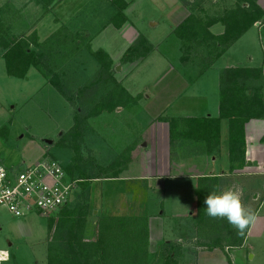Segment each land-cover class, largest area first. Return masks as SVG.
<instances>
[{"label": "crops", "instance_id": "crops-1", "mask_svg": "<svg viewBox=\"0 0 264 264\" xmlns=\"http://www.w3.org/2000/svg\"><path fill=\"white\" fill-rule=\"evenodd\" d=\"M63 1L59 3L60 9ZM75 1L77 4L75 6L74 3L71 4L70 13H63L62 9L57 13L54 32L66 29L71 34L75 31L86 32L87 39L84 40H87L91 49L106 52L115 68L117 67V71H122L128 66L122 81L118 79L117 81L131 96L142 95L135 108L130 106L116 111L112 115L116 117L115 120L109 122L110 124L114 122L112 125L115 128L117 118L129 113V117L132 118L131 123L141 127L140 130H136V136L128 139L126 148L114 152L110 148L108 151L114 154L113 156L98 157L95 145L100 135L92 132L97 126L93 124V130L90 129L87 134L86 144L90 150L88 153L109 171L108 176L95 179L94 186L91 187L89 236L93 238L96 236L94 228L99 214L111 213L106 205L109 203H105L104 199L115 194L111 193L113 189L120 194H118V204H113L114 198L110 199L111 204L117 206L116 210L121 212V216L147 217L151 257L170 258L174 256V249H179V255L187 253L196 257L197 261L194 264H230L228 257L232 261L235 259L230 251L236 248L242 251L245 229H248V226L241 232L226 218L215 217L214 223L223 225L222 236L209 230L213 226L212 221L208 222L209 229L200 230L197 225L200 224L197 221L198 193L199 191L220 193L228 190L239 192L242 206L254 213L253 199L248 193L256 191L252 178H258L255 180L257 184L264 183L262 179L264 178V118L246 122L242 126L243 143L242 141L239 143L235 138L232 144L229 113L221 110L220 77L221 72L226 69H254L249 66L252 65L253 58L249 52L245 53L254 47L252 39H247L244 43V53L231 54V52L252 28L257 29L260 38L264 30V20L262 24L258 23L250 28L217 62L202 70L197 60L186 64L181 62V42L177 37L175 41L172 39L175 36V29L190 15L191 3L195 0H123L127 7L124 10L125 22L122 24L120 20L116 23L112 20L115 14L112 0H102L105 8L103 10L101 8L95 10L91 7L87 9L88 0ZM197 1L201 2L205 10L207 9L205 3L209 0ZM217 1L212 0L215 7ZM135 2H137L136 7L131 10L130 6ZM146 5H151L150 14L143 12V7ZM258 5L264 11V0H258ZM219 13L221 12L212 11L209 15ZM80 16L83 21L86 19L84 23L80 21ZM98 20L100 24L96 23ZM116 24L120 26L117 27ZM223 31L224 27L221 24L210 28V32L217 36ZM65 36L62 35L63 38ZM140 36L146 39L153 51L146 58L135 63L121 64L125 51ZM170 42L174 52L176 49L178 53L179 64L182 66L180 70H176L170 62L168 54ZM148 64L152 65L151 69L154 71L151 75H147L152 86L150 90L147 87L148 83H137L135 82L137 79H133V76ZM184 67H197L198 71L195 69L194 76H191ZM262 70L264 72V69ZM141 72L138 76L145 73V71ZM127 80L131 82L126 87L124 83ZM106 123L105 121L103 124ZM99 127L96 129L97 132L100 130ZM123 152L127 155L120 157ZM235 178H240L241 181L238 182ZM178 181H182L183 184L177 186ZM152 192L173 193L172 198L180 197L182 201L185 200L182 196L184 194L187 197L186 205L193 209L191 217L197 221L196 228H193L192 232L186 229L180 235L176 234L178 238L173 243L165 242L163 233L153 227L154 224H160V217L165 216V213L164 211L158 213L159 211L153 208L149 210L150 205L147 204L152 201L150 198ZM177 204L180 205L178 202ZM110 215L118 214L111 213L108 216ZM197 230L201 232L197 233ZM248 230V234L252 233V238L261 235V232H264V215L255 218ZM154 238L163 241V244L150 245V239ZM8 247H12V243ZM3 254L8 258L0 261V264H13L8 262L14 254L0 246V256Z\"/></svg>", "mask_w": 264, "mask_h": 264}, {"label": "rangeland", "instance_id": "rangeland-1", "mask_svg": "<svg viewBox=\"0 0 264 264\" xmlns=\"http://www.w3.org/2000/svg\"><path fill=\"white\" fill-rule=\"evenodd\" d=\"M61 1L63 0H54L47 8H44L42 5H37L35 0H0V8H6L4 22L8 33L12 36L25 38L31 48L36 51H39L40 48L35 43L41 44L53 38L56 34H65L67 36V42L65 41L64 43V38H60L63 47L59 46L56 47L57 49L54 48L58 52V55L55 52L52 57L49 56L44 59L45 65L43 70L49 68L51 72H58L60 77L66 82L65 84L68 85V88L75 91L81 86L86 85L93 78L99 69V65L85 48L87 43V40H84L87 39L85 31V33L75 31V33L71 34L66 29L54 32L57 13L61 9L63 13H70L69 9L72 8L70 7L71 4L74 3V6L77 4L75 0H64L60 9L59 3ZM234 1L218 0L217 6L215 7L212 0H209L206 1L205 7L211 13L212 11L221 12L224 9L233 7ZM88 3L87 9L90 7L95 10L99 8L102 10L105 9L102 0H88ZM136 3L130 6L131 10H134ZM149 11H151V5L143 7V12H147L145 14H150ZM80 21H83L81 16ZM96 23L100 24L101 22L98 20ZM76 27H78V24ZM258 35L257 29L252 28L242 39V42L235 46L231 54H242L244 43H246L247 39H252L254 47H251L247 52L244 51L245 53L249 52V55L253 58L252 65L249 66L264 69V30L261 32L260 38ZM172 39L175 41L177 39L176 35ZM51 42L52 44L55 43L53 40ZM168 50L171 64L176 70H180L182 66L179 64V56L176 49L174 52V47L171 42L168 44ZM116 68L114 70L116 79L122 81L126 75L128 66H125L122 71H117ZM151 68L152 65L148 64L142 68L141 71H145L142 76H138L141 75V71L133 76V79H137L135 80L137 83H148V90L152 88L147 76L154 72ZM184 68L187 69V73L191 76H194L195 69L197 70V67ZM129 82L131 81L127 80L124 83L126 87L129 86ZM135 106L137 105H132L131 107L135 108ZM74 114V106L64 100L59 92L48 84L46 77L41 73L35 69H31L25 79L10 77L6 72L5 62L0 56V162L5 168L10 169L16 167V169L22 170L25 166L32 165L43 159L54 160L60 166L68 163L73 155L71 150L68 148L64 149L58 143L61 137L72 128ZM114 114H104L98 118L89 120V129L93 130V124L97 128L100 126L98 132L96 130L97 128H94L92 131L94 134L99 133L100 135L95 145V149L97 150L96 155L98 157L106 158L113 156L114 154L108 151L110 148L113 152L126 148L128 139L136 136V130H140L141 128L131 123L132 118L129 117V113L117 118V124L113 128L112 123L114 124V122L111 124L109 122L115 120L114 118L116 117L112 116ZM105 121L107 123L103 124ZM102 125L104 126L101 127ZM86 141L87 138H85V143L82 145V148L85 150L84 155L92 156V154L88 153L90 150L88 149ZM126 155L123 152L120 157ZM239 179L235 178V180L240 182L241 179ZM256 179L258 180L256 177L252 178V184L253 187L255 186L256 191L253 193L249 192L248 195L253 199L252 208L254 214L260 217L264 215V183L261 184L259 182L257 184L255 182ZM262 179L264 180V178ZM182 184V181H178L177 186ZM92 186H94L93 182L91 183ZM104 188H106V185H104ZM77 189L76 193H78ZM111 191V193L115 194L110 196V198L104 199V202L109 203L106 204L107 209L112 214H118L110 216H121V212L116 210L117 206H113L110 200L114 198L115 201H112L113 204H118V194L120 192H115L113 189ZM236 193L241 200L240 193ZM74 196L75 192L69 201H72ZM172 196L173 193L169 192H161L160 194L152 192L150 195L152 201L147 203L150 205L149 210L153 208L159 211L158 213L164 211L165 216L160 217V224H154L153 227L156 230H160V233H163L165 242L170 241V243L175 242L178 238L176 234L180 235L183 230L185 231L187 229L189 232L190 230L192 232L193 228H196L195 222H197L194 217H191L193 209L188 204L186 205L187 197L182 194L185 198L182 201L180 197L175 196L172 198ZM157 206H160V208H157ZM205 216H202L205 219L200 218V224H197L200 230L209 229L210 227L208 226L210 220L206 214ZM48 219L49 217L41 215H31L23 219H17L5 209L0 208V246L14 254L13 259L9 258L8 263L46 264L49 234ZM212 225V228L209 229L210 231L221 236L224 234L223 230H221L223 229L222 223L215 224L212 222ZM249 227L250 225L247 228L249 229ZM214 229L216 230L214 231ZM248 229H245V241L241 249L242 251H239L237 248L230 251L235 258L233 262L228 257L230 264H264V232L252 238V233L248 234ZM199 232L201 231L197 230V233ZM196 238L198 239V237ZM10 243H12V247L9 248L8 245ZM162 244L163 241H158L156 238L150 239V245L152 246H160ZM151 250L149 247V254ZM196 261V257L187 255V253L185 255H179V249H174V256L170 258H151V264H194Z\"/></svg>", "mask_w": 264, "mask_h": 264}, {"label": "trees", "instance_id": "trees-1", "mask_svg": "<svg viewBox=\"0 0 264 264\" xmlns=\"http://www.w3.org/2000/svg\"><path fill=\"white\" fill-rule=\"evenodd\" d=\"M53 1L35 0L37 5L44 8ZM111 4L115 9L112 20L115 23L119 20L121 24L124 23L126 2L112 0ZM5 9L0 8V56L5 62L8 76L25 79L28 72L35 69L75 108L73 126L61 137L58 144L64 149L68 148L73 154L70 161L61 167L69 180L78 181L79 189L78 193L75 191L72 201H68L55 216L48 219L46 264H151L147 217L99 214L94 228L96 236H89L91 183L95 179L108 176L109 171L91 155L85 156L82 148L90 130V119L137 105L142 95L131 96L117 81L114 63L107 53L103 50L93 51L88 43L85 48L97 61L99 69L86 85L75 91L69 89L58 72H51L49 68L43 70L44 59L52 57L55 52L58 55L54 48L63 47L62 41L60 42L63 37L56 34L41 44L35 43L40 48L36 51L25 38L8 33L4 22ZM190 9V15L174 33L181 42V62L186 64L197 60L202 70L212 66L250 28L256 23L262 24L264 20V11L257 4V0H235L233 7L213 15H209L211 12L205 10L197 0L191 3ZM216 24L224 27L223 33L218 36L210 32V28ZM67 39L65 36L63 43ZM52 40L55 43L52 44ZM152 51L153 48L146 39L140 36L125 51L121 64L135 63L146 58ZM220 97L221 110L229 113L231 143L233 144L235 138L243 143L242 126L251 119L264 118L263 70H223L220 77ZM211 193L213 191L198 193V222L205 219L202 216L207 215L204 200ZM207 217L212 222L216 220L215 217Z\"/></svg>", "mask_w": 264, "mask_h": 264}, {"label": "built area", "instance_id": "built-area-1", "mask_svg": "<svg viewBox=\"0 0 264 264\" xmlns=\"http://www.w3.org/2000/svg\"><path fill=\"white\" fill-rule=\"evenodd\" d=\"M78 181H70L54 160L43 159L24 169H7L0 162V208L14 218L55 216L70 200ZM0 256V261L7 259Z\"/></svg>", "mask_w": 264, "mask_h": 264}, {"label": "clouds", "instance_id": "clouds-1", "mask_svg": "<svg viewBox=\"0 0 264 264\" xmlns=\"http://www.w3.org/2000/svg\"><path fill=\"white\" fill-rule=\"evenodd\" d=\"M206 213L210 217L226 218L227 221L243 232L255 220V214L246 210L235 191L213 192L204 200Z\"/></svg>", "mask_w": 264, "mask_h": 264}, {"label": "water", "instance_id": "water-1", "mask_svg": "<svg viewBox=\"0 0 264 264\" xmlns=\"http://www.w3.org/2000/svg\"><path fill=\"white\" fill-rule=\"evenodd\" d=\"M255 25H258V23H256Z\"/></svg>", "mask_w": 264, "mask_h": 264}]
</instances>
